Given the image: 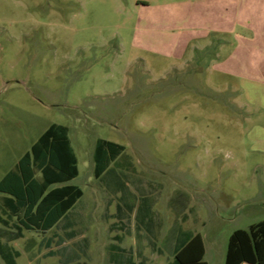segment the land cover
Segmentation results:
<instances>
[{
	"label": "rangeland",
	"instance_id": "obj_1",
	"mask_svg": "<svg viewBox=\"0 0 264 264\" xmlns=\"http://www.w3.org/2000/svg\"><path fill=\"white\" fill-rule=\"evenodd\" d=\"M220 40L258 72L214 71ZM54 123L84 194L12 243L18 264H171L176 222L225 264L232 233L264 221V0H0V180ZM99 138L125 151L96 178Z\"/></svg>",
	"mask_w": 264,
	"mask_h": 264
},
{
	"label": "trees",
	"instance_id": "obj_2",
	"mask_svg": "<svg viewBox=\"0 0 264 264\" xmlns=\"http://www.w3.org/2000/svg\"><path fill=\"white\" fill-rule=\"evenodd\" d=\"M124 151L125 146L99 138L93 153L94 176L102 177ZM78 175V159L69 128L50 125L0 180V257L5 264H17L16 258L20 255L9 242L22 238L25 230L47 233L81 199L82 188L67 184ZM205 253L200 233H183L176 242L171 264H208ZM111 260L114 264H136L131 254H117ZM244 263L264 264V221L251 225L248 230L238 229L229 238L225 264Z\"/></svg>",
	"mask_w": 264,
	"mask_h": 264
},
{
	"label": "crops",
	"instance_id": "obj_3",
	"mask_svg": "<svg viewBox=\"0 0 264 264\" xmlns=\"http://www.w3.org/2000/svg\"><path fill=\"white\" fill-rule=\"evenodd\" d=\"M239 20H241V19H239ZM233 21H237L236 19L235 20H233ZM256 23V22H255ZM241 25H243V26H245V27H247L248 29H250L251 27H253L254 25H253V23L251 24V19L250 18H248V17H246L245 19H243V21H242V23H240ZM210 32V30L208 31H205V33L202 35V37L203 38H205L206 39V37L208 36L207 34ZM212 33L214 32V33H222L223 35H227V37H229V44L230 43H233L232 42V38H230V35H231V33L233 32V30H231V29H222V31H220V29L219 30H217V31H211ZM257 37V36H256ZM218 43V42H217ZM191 44H192V42L191 41H187L185 44H184V46H185V48H189V46H191ZM215 43L213 42V41H208L207 42V44L206 45H204L202 48H205V47H207V48H209V46H211V45H214ZM222 44H225V43H223L221 40H220V43H219V47H218V49L216 48V50L214 51V58H215V61H213V63H212V68H213V70L214 71H216L217 73H219V74H222V75H226V76H229V77H233V78H239V79H245V78H249L250 76H251V74H253V73H257L258 72V69L257 68H255L254 69V71H253V73H251V71H250V68H248V65H246V63L245 64H243V70H242V72H237V71H235L236 69H234V68H230L229 67V63H230V61H231V59L233 58L232 57V54L230 55V56H228L226 59H222V50H223V48H224V46L222 45ZM212 57V58H213ZM245 61V60H244ZM240 71V70H239ZM67 184H70L69 182L67 183ZM83 197V196H82ZM81 197V198H82ZM178 203H182V201L181 200H178L177 201ZM144 211L146 210V209H148V208H146L145 206L142 208ZM176 221H178V220H176ZM183 233H187V231L186 230H184V229H182L181 227H180V225H179V223L178 222H176L175 223V225H173L172 226V228L170 229V231H169V241H170V243H171V248H172V250L174 251V254H175V248H176V242H177V240L179 239V237L183 234ZM195 234H197V233H195ZM195 234H193V235H195ZM19 240V239H18ZM5 240H3V242H4ZM15 241H17V240H15ZM15 241H11V242H9V245L14 249V250H16V251H18L17 249H15L14 248V246H12V243L13 242H15ZM205 244V243H204ZM206 249V248H205ZM19 252V251H18ZM20 253V252H19ZM205 255H206V253H205ZM21 256V253H20V255H19V257ZM19 257H17L16 258V263L18 264V258ZM0 264H5V262L2 260V258L0 257ZM146 264V263H145ZM244 264H247V263H244Z\"/></svg>",
	"mask_w": 264,
	"mask_h": 264
}]
</instances>
